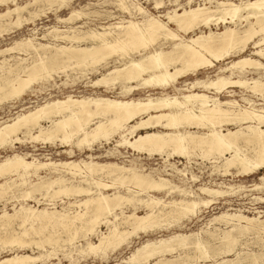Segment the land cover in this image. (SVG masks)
<instances>
[{
    "label": "bare ground",
    "instance_id": "1",
    "mask_svg": "<svg viewBox=\"0 0 264 264\" xmlns=\"http://www.w3.org/2000/svg\"><path fill=\"white\" fill-rule=\"evenodd\" d=\"M9 1L14 3V0H0V4L7 5ZM41 1L50 4L67 3L66 0H32L34 4L42 3ZM177 1L174 0L172 3L173 6L175 5L173 9L163 15H154L132 0H114L117 10L129 15V19L115 22L118 25L109 23L101 26V31L90 29L86 34L83 33L84 35L71 32L73 34L65 33L62 34L63 36L60 35L61 37L58 34L60 30L54 26L51 30L55 33L53 36L68 41L62 46L46 43L35 45L28 38L18 42L15 45L22 51L25 47L33 49L36 59L31 65L28 61V66L22 65L24 62V60L21 62L22 59L14 64L6 60L0 62V103L3 100L9 101L22 96L34 80L43 82L51 79L52 72L64 71L74 65L95 66L100 64V61H105L102 67L107 68L100 77L90 81V86L111 89L118 85L119 93L123 96L141 86L158 87L162 90L172 86L176 91L186 90L185 93L179 95L165 93L160 96H152L148 93L137 98L73 97L72 95L55 98L31 110L20 112L9 120L0 121V151L12 149L16 143H22L24 134H27L29 140H39L49 144L59 141L61 144L74 145L79 149L83 146L91 149L92 142L101 138L108 141L111 136L118 135L116 145L127 146L150 156L165 154L164 161L174 154L188 161L199 155L210 163L212 171L238 176L264 169V107H256L255 102L247 97L241 98V102L245 103L242 105L237 99L221 100L217 95L206 93L220 94L227 88L239 86L264 96V78L247 79L231 76L235 69L240 73L247 72L246 66L250 70L264 68L262 62L264 60V0H240L237 3L213 1L215 2L213 7L205 5L191 7L188 5L189 0L186 2L187 6H184L176 3ZM30 2L27 3L28 7L31 5ZM154 3V7H161V1ZM23 8L24 5L14 3V7L6 6L0 12V32L7 29L5 21L12 13H16L17 25L21 23L19 12ZM159 16H163L164 21L159 19ZM64 18L59 20H67ZM8 21L7 24H10ZM23 22L25 23V20ZM219 23L223 24V29L218 32L213 31L211 25L217 27ZM226 23L232 24L233 27L224 25ZM202 28L207 32L200 30ZM195 30L199 31L194 32ZM189 33L192 35L185 38L184 35ZM85 39H89L92 43L79 45V42ZM249 43L252 44L251 54L254 57L240 56L225 66L221 74L213 78H197L185 82L181 87H176L179 78L193 75L201 69L212 68L216 62L243 52ZM12 46L0 49V55L14 48ZM106 48L110 52L102 51ZM39 49L43 53H40ZM113 54L115 57L110 62L112 65L109 66L105 59ZM196 89L200 90L195 91ZM229 96L232 97L230 94ZM27 153L24 155L13 153L0 160V201L3 202L0 210V244L2 245L25 247L32 241L36 248H39L40 241L42 244L46 241L56 248L64 242L72 243L82 231L79 238L86 240L78 250L83 252L82 248H88L87 251L95 252L98 249L119 246L129 235H137L138 230L152 229L159 218L166 216L163 213L165 211L162 212V208L157 207L161 199L148 193L153 189H170V181L163 176L154 178L140 171L133 163L119 165L110 162L84 161V159L80 162L73 160L54 162L40 161L34 156L31 160H27ZM169 166L174 173L187 175L186 168H178L174 162L169 163ZM43 169L55 171L59 175L42 176L40 171ZM67 175L69 178H66ZM30 176H33L34 180L27 182L26 178ZM76 177L80 178L79 183L70 179ZM103 178L110 180L105 181ZM134 186H137V190ZM120 188L126 189L127 192L121 193ZM215 188L206 186L199 188L201 194L207 195V198L193 197L190 192L182 191V198L170 200L161 206L170 208L166 211L168 215H196L198 207H208L213 204L215 197L223 195L222 190ZM141 192L147 194L146 198L141 197ZM34 193L44 196L48 194L50 198L60 194L74 197L84 195V198L79 199L77 203L79 207L84 206L85 210L74 212L55 210V203H49L50 198L47 199L49 202L44 204L52 207L41 209L32 207L26 201L35 197ZM36 199L39 202L38 197ZM134 201L142 202L148 207V211L138 214L134 203L132 211L125 213L123 205ZM9 202L13 205L12 213H8L5 208ZM116 208H120L119 213L115 212ZM15 220L20 227L28 223L29 230L24 229L21 233L19 231L10 236H3ZM212 220L217 222L221 220L225 224L232 220L245 223V225L242 223L237 225L236 222L230 229L223 231L222 239L228 246L234 245L237 240V236L231 233L235 229L238 233L255 231V229L264 230V220L260 221L258 217L248 218L242 214L224 212ZM122 223L125 224L124 227L120 226ZM101 224L107 226L105 232L98 229ZM55 226L66 228L69 236L61 240L52 238L53 233V235L44 234L46 236L43 239L25 240V236L30 233L38 235L48 227ZM89 234L97 236V243L88 241ZM192 235L195 237V234L191 233L178 234L167 239L147 240L133 249L126 260L149 264V258L157 255L158 252L173 249L174 245L187 247L186 242ZM214 238L220 239L219 236ZM192 243L193 248L201 253V257L210 258V253L207 252L209 242L196 238ZM38 258L39 255L33 257L29 254L13 252L11 256L0 257V264H31Z\"/></svg>",
    "mask_w": 264,
    "mask_h": 264
},
{
    "label": "rangeland",
    "instance_id": "2",
    "mask_svg": "<svg viewBox=\"0 0 264 264\" xmlns=\"http://www.w3.org/2000/svg\"><path fill=\"white\" fill-rule=\"evenodd\" d=\"M113 1L114 0H69V1L66 0L67 3H63V4L60 3L50 4L44 1L47 5L41 1L44 4L43 5L40 2L39 3L36 2L34 4L32 0H14V3H17V5L20 6L24 5L25 8H23L19 12L20 20H21L20 24L17 25V23L15 22L16 21L15 18L17 17L16 13H12L9 18L7 17L8 20L10 21V24H7L8 20L6 18L5 26H7V29L3 30L4 32L3 31L0 32V49L5 47L6 48L11 47L12 45H14L12 46L14 48L10 49V51L8 52L6 50V52L4 51L3 53H1L2 55H0V62L6 60L8 63L14 64L18 60L22 59L21 62H23L24 60L22 65L28 66L27 65L29 63L28 61H30L29 65H31L33 61L36 59V54H34V52L32 51L33 49L30 50L29 47H25L23 48L22 51L17 45H15L18 42H21L22 40H26L27 38L30 39L32 43L35 45L46 43L49 45L62 46L67 44L68 42L67 40L63 41L64 38L63 39L60 38L61 36H63L62 34L70 33L71 35L73 33L76 34L77 32V34L84 35L87 32H89L90 29H96L101 31V26L103 25L106 26L109 23H115L121 20L125 21L126 19H129V15L127 13L117 10ZM132 1L139 3L145 10H147L149 13L151 12V14L154 15H158V14L163 15L166 11L173 9L175 6V5L173 6L172 4L174 0H159L162 2L161 7L159 6V8L154 7L155 6L154 2L158 0H132ZM187 1L188 0H178L176 3H180L184 6H187L186 5ZM213 1H217V2L230 1L237 3L240 0H189L188 5H190L191 7L197 5H201V6L205 5V6L213 7L215 4V2ZM28 2H30L29 4H31L29 5V7L27 4ZM14 3L12 1H9L7 5L0 4V12L3 11L6 6L14 7ZM48 5L50 6L48 7ZM27 7H28V11H27ZM75 13L77 14V16ZM70 16L73 18H71ZM58 17L59 18L65 17L67 20H70L71 18V20L61 21L59 20ZM158 18L164 21L163 16H159ZM24 20L25 23L23 22ZM224 25L232 26V24H228V23ZM54 26L58 30H60L58 31L59 36L61 35L59 38L53 36L55 33L51 30ZM211 28H213L212 29L213 31L218 32L223 29V24L219 23L217 24V27L211 25ZM200 30H202L203 32L206 31V29L204 28ZM198 31L199 30H195L194 32H198ZM43 34H45V36ZM50 34L52 36H50ZM191 35L192 33H189L187 35H184V37L188 38ZM91 43L92 42L89 39H85V40H81L79 42V45L85 46V45H90ZM38 51L40 53H43L41 49H39ZM102 51L104 53L105 51L110 52L109 49L107 48L106 50L104 49ZM252 51H253L252 44L249 43L243 52H238L234 56L231 55L227 58H224L216 62L215 66L212 68L201 69L195 72V74L193 75H188L186 77L179 78L175 85L176 87H181L185 82L192 81L197 78L198 79L213 78L216 75L221 74L222 69L225 66L230 64L231 61L237 60L240 56L254 57L251 54ZM114 57L115 55L113 54L111 56H107V58L105 59L108 62L109 66L112 65V63L110 62L111 60H113ZM104 62L105 61H100L99 62L100 64H96L95 66L74 65L66 68V70L64 71L58 70L57 73L52 72V78L47 79L46 81L42 82L41 80H34L24 91V94L22 96H19L18 98L15 99H11L9 101L3 100L0 103V119H1L0 121L9 120L20 112L31 110L32 108L41 105L46 101L55 98H63L67 95H72L73 97L104 96V97H112V98H121V97L137 98V97H143L148 93L151 94L152 96H160L161 94H165V93L179 95L182 92L183 93L186 92V90L184 89L176 91L172 88V86L164 90L158 87L153 88V87L141 86L135 89L134 91H131L129 94L123 96L119 93L120 90L118 88L119 87L118 85H115V87L111 89H105L102 86L101 87L90 86V81L95 80L96 78L101 76L102 72H105L107 67H102ZM262 62H264V60H262ZM67 63H69V61H67ZM235 70L236 71L234 72V74L231 75L233 78H238V76L247 79L257 78V77L261 79L264 78V68L258 70H254V69L250 70V68L246 66L245 71L247 72H242V73L237 71V69ZM224 73L229 74V72H224ZM199 90L200 89H196L195 91H199ZM206 93L213 96L217 95L221 100H226L229 98L237 99L242 105H245V103L241 102V98L247 97L255 102V104L257 105L256 107H264V96L254 94L251 91L249 92V90H246V88H240L239 86L227 88L225 91H223L220 94L211 93V92H206ZM229 94L232 95V97H230ZM43 123L47 124V122H43ZM20 135L23 138V135L21 133H19V136ZM26 135L27 134H24V139L22 143H16L12 149L1 150L0 160L4 156L12 155L13 153L24 155L25 153L28 152L26 155L27 160H31L32 157L34 156L40 161H54V162L68 161V160L80 162L81 160L84 159V161L90 160L99 163L110 162V163H117L119 165H128L130 163H133L138 167V169H140V171H143L144 173H148L152 175L154 178H156V176H163L170 181L169 186L171 190L153 189L154 191L149 190L148 192L149 194L154 195L158 199H161V203H159L157 207H161L162 212L165 211L163 213H165L166 216L162 217V219L159 218L157 220L158 221L157 224L152 229L146 231L138 230L137 235L134 234L129 235V237H127V240H124L125 243L122 241V243H120L119 246L115 248L107 247L105 249L103 248L98 249L95 252L87 251L88 248H82L83 252H80L78 248H80L81 245H84L86 240L83 238H79V236L82 233V231H80L79 232L80 234L78 233L77 234L78 236H76V238L73 239L72 241L73 244L69 242H64L61 243L56 248H54V245H52V243H48L46 241H44L43 244L40 241L39 244L41 245V247L39 248H36V245L32 241L30 244H28L25 247L0 244V257L11 256L13 252H18V253L29 254L30 256L33 257L37 255L40 256V258L33 261L31 264H138L126 259H128L133 249L140 246L143 242L147 240H158L160 238L167 239L171 236L178 234L189 235L191 233H194L197 239L200 238L206 242H209L208 244L210 246L208 248L207 245V248L209 250V251L207 250V252L210 253V255L208 253L210 258L204 259L203 257H201V253L197 252V250L193 248L192 242L195 241L196 238L194 237V235H192L189 237L191 243L189 242V239L187 240V242L189 243L186 242L187 247L184 246L183 248L180 247L179 245L177 246L174 245L173 247L175 248L170 249L171 251L165 250V252L161 251L158 252L157 255L155 254V256L154 255L151 256L149 258L148 263L149 264H163V263L164 264H264V236H263L264 230L258 229L259 230L258 231L257 229H255V231L251 230V231H244L238 233L237 229H235V231L234 230L231 231V233L234 236H237V240L234 243L235 246L233 244L228 246L225 245L223 242L224 241L222 239L223 231L230 229L232 224L234 225V223H236L237 221L232 220L233 223L230 221V223L225 224L224 221L221 220L220 221L218 220V222L217 220L215 221L212 220V218L225 212L229 214L231 213L242 214L243 216H246L248 218L258 217L260 221H263L264 220V169H261L249 175L238 176L232 173L222 174L221 172L219 173L216 171H212L210 167V163L205 159H203L202 157H200L199 155L192 157L190 161H188V159L181 157L179 155L177 156V154H174L171 157H169L167 161H164L163 157H165V154L162 155L152 154L150 156L147 153L145 154L144 152H139V151L137 152L136 150H133L127 146L116 145V141L119 139L118 135L111 136V138L108 141L101 138L99 140L92 142L91 149L85 146L79 149L77 147H74V145L61 144L59 143V141H56L53 144L42 143L39 140H29L28 136ZM115 150H118L119 152ZM173 162L178 168H186L185 173L187 175L182 176L174 173L169 166V163H173ZM209 171H211V173H209ZM40 175L57 177L59 174L52 170L43 169L40 171ZM191 176H193L195 179H193V177L191 178ZM67 177L69 178V175H67L66 178ZM70 179H72L75 183H79L80 180V178L78 177L70 178ZM103 179L105 181L110 180L106 178ZM31 180H34L33 176L26 178L27 182ZM198 186L199 188L201 186L202 187L206 186L210 188L216 187L215 189H218L220 191L222 190L223 195L217 198L215 197L213 199V204H211L208 207H203V206L198 207L199 210L196 215L190 216L186 214H179L177 216L176 214L168 215L166 213L167 209L170 210V208L168 206L162 207L163 204L173 199L182 198L183 197L182 191L190 192V194H192L193 197L207 198V195L201 194V191L198 188ZM136 187L137 186H134V189L137 190ZM119 190L121 193L124 194L127 192L126 189L124 188H120ZM38 194L40 193H34L33 196L35 197L27 199L26 203L28 205H31L32 207L34 206L39 209H41L42 207H52L51 205L45 206L44 204L46 202H49L47 199L50 198V195L46 194L44 196L42 194L40 195ZM140 195L143 198H146L147 196V194L144 192H141ZM80 196L74 197V196H66L60 194V195L52 196L50 198L51 201L49 203L51 202L55 203L54 204L55 210L58 209L60 211H68V212H74L80 209L83 210L84 206L79 207L77 203L79 199L84 198V195H80ZM37 197L39 202H37L36 199ZM2 203L3 202L0 201V210L3 207ZM132 204L136 206L135 211L140 215L148 211V207H146L142 202L139 201H134L133 203L123 205V211L125 213H130L133 209ZM12 206L13 205L11 202L6 204L5 208L8 213L13 212ZM118 211L120 212V208L115 209V212L119 213ZM15 221H14L15 224L12 223L13 225L8 227V230H6L7 232L5 231L6 233L4 232L3 236H10L19 233V231L21 233L24 229L29 230L28 228L30 227V225L28 223L20 227L17 224L18 221L17 220ZM119 222H121V219H119ZM241 223L245 225L244 222H237L236 224L242 225ZM120 226L124 227L125 224L122 223ZM257 226L261 228L260 225ZM106 228L107 226L104 224H101L98 227V229H100L102 232H105ZM65 229L66 228L62 226L48 227L47 229H45V231L44 230L42 231L43 234L41 232L38 235L37 233L28 234L29 236L28 235L25 236L26 238L25 240L30 241V239L31 240L33 239L38 240L41 238L43 239L46 235L48 234L53 235V233L54 235L53 237L51 236L52 238H56V239L60 238L62 240V238L65 239V237L69 236V231L67 229L65 231ZM216 236L217 237L219 236L220 239L218 238L215 239L214 237ZM87 239L92 243H97L96 235L89 234V236H87ZM61 240L59 241L62 242ZM224 249L226 250L224 251ZM212 254L213 256H211ZM176 261L177 263H175Z\"/></svg>",
    "mask_w": 264,
    "mask_h": 264
}]
</instances>
